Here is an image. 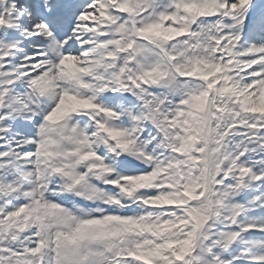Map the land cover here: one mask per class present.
Instances as JSON below:
<instances>
[{
    "label": "snow or ice",
    "instance_id": "6c2138e0",
    "mask_svg": "<svg viewBox=\"0 0 264 264\" xmlns=\"http://www.w3.org/2000/svg\"><path fill=\"white\" fill-rule=\"evenodd\" d=\"M0 264H264V0H0Z\"/></svg>",
    "mask_w": 264,
    "mask_h": 264
}]
</instances>
